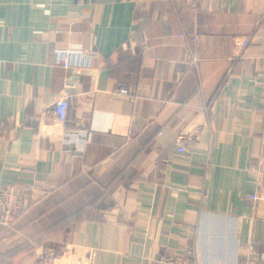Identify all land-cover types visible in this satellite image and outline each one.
Instances as JSON below:
<instances>
[{"label":"crops","instance_id":"obj_1","mask_svg":"<svg viewBox=\"0 0 264 264\" xmlns=\"http://www.w3.org/2000/svg\"><path fill=\"white\" fill-rule=\"evenodd\" d=\"M0 184V264H264V0H0Z\"/></svg>","mask_w":264,"mask_h":264},{"label":"built area","instance_id":"obj_2","mask_svg":"<svg viewBox=\"0 0 264 264\" xmlns=\"http://www.w3.org/2000/svg\"><path fill=\"white\" fill-rule=\"evenodd\" d=\"M180 37H185L184 34ZM192 42L195 38L190 39ZM251 41L250 36H247L240 44L246 47ZM76 57L84 58V55L73 50H56L55 63L60 64L64 68H69L72 59ZM69 106L67 97H61L54 104V114L59 120H64L66 110ZM86 142L85 131L80 130L77 134L76 149L82 150ZM176 151L179 153L185 152L182 140H178ZM32 188L22 184L3 185L0 184V231L11 227L17 218L28 208L32 202ZM253 201L258 199L256 194L246 196ZM56 255L53 251L46 253L40 260L41 264H51ZM159 264H200L195 256L193 249L188 248L181 253H165L159 258Z\"/></svg>","mask_w":264,"mask_h":264}]
</instances>
